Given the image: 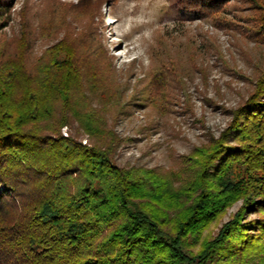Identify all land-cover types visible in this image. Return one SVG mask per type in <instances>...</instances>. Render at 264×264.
<instances>
[{"label": "trees", "instance_id": "trees-1", "mask_svg": "<svg viewBox=\"0 0 264 264\" xmlns=\"http://www.w3.org/2000/svg\"><path fill=\"white\" fill-rule=\"evenodd\" d=\"M242 1L264 44V0ZM7 9L0 0V31ZM28 47L24 35L0 39V264H264V71L184 179L117 163L106 55L79 56L65 38L31 66Z\"/></svg>", "mask_w": 264, "mask_h": 264}, {"label": "rangeland", "instance_id": "rangeland-1", "mask_svg": "<svg viewBox=\"0 0 264 264\" xmlns=\"http://www.w3.org/2000/svg\"><path fill=\"white\" fill-rule=\"evenodd\" d=\"M6 2L9 22L0 39L28 37L31 66L65 38L79 56L95 52L104 65V55L113 64L109 83L118 102L108 120L122 139L116 157L122 167L190 178L196 153L221 137L264 71V44L245 29L241 17L250 9L242 0L221 11L189 7L185 0ZM81 139L90 144L87 135Z\"/></svg>", "mask_w": 264, "mask_h": 264}, {"label": "bare ground", "instance_id": "bare-ground-1", "mask_svg": "<svg viewBox=\"0 0 264 264\" xmlns=\"http://www.w3.org/2000/svg\"><path fill=\"white\" fill-rule=\"evenodd\" d=\"M126 11V10H125Z\"/></svg>", "mask_w": 264, "mask_h": 264}]
</instances>
